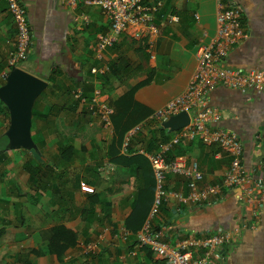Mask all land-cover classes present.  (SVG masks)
<instances>
[{
    "label": "crops",
    "instance_id": "crops-1",
    "mask_svg": "<svg viewBox=\"0 0 264 264\" xmlns=\"http://www.w3.org/2000/svg\"><path fill=\"white\" fill-rule=\"evenodd\" d=\"M220 1L239 8L240 23L247 33L244 41L229 49L224 64L264 71V0ZM21 2L32 36L28 57L21 68L47 83L34 101L36 113L32 114L31 137L35 139L33 125L37 121L40 129L52 132L56 149L37 165L28 161L23 163L25 170L13 168L15 177L8 181L11 189L8 193L15 200L28 193L32 196L39 193V199L47 194V202L41 207L46 210L43 222L35 217L33 229L20 221L19 227L10 230L15 237L10 247L16 264H163L160 256L136 242L137 234L149 220L153 201L155 180L151 165L141 154H122L121 143L128 128L143 122L142 130L132 139L131 151L159 150L161 126L151 118L152 113L186 86L195 67L197 44L214 36L218 0H150L159 3L153 20L155 28L129 25L101 57H97L94 47L98 36L109 30L110 23L99 8L73 9L62 0ZM135 32H140L138 38ZM15 41L13 18L6 1L0 0L2 79L10 70L7 58ZM78 90L84 102L74 98L73 93ZM96 91L112 108L115 118H110L107 128L88 109ZM208 100L220 113L215 126L233 131L243 142L244 171L251 176L260 200L249 201L239 187L223 190L218 200L205 206L169 198L151 219V225L163 226L164 238L171 242L220 230L230 232V242L220 250L221 258L212 259L210 264H264V90L254 95L218 84L209 92ZM65 115H73L76 120L67 122ZM53 116L61 118L65 126L95 125L98 132L83 145L77 137L59 140L50 122ZM118 133L121 141L119 138L117 141ZM170 134L166 135L167 140ZM33 143L42 151L52 141L40 136ZM68 145L73 152L64 162L59 147ZM112 148L125 158L139 155L146 161L135 159L124 165L113 164ZM25 150L29 149L13 151ZM38 152L35 150L33 155L37 157ZM166 157L187 164L195 162L202 175L198 189L219 183L230 162L222 147L205 145L196 139L180 141ZM108 164L114 169L105 174ZM165 188L186 194V180L179 175H166ZM33 202L36 208L26 204L34 210L32 216L40 209L37 204L40 201ZM57 225H63L76 236L75 243L60 258L46 248L49 230ZM2 234L4 231L0 229ZM42 244L45 250L40 251ZM200 255V251L193 253Z\"/></svg>",
    "mask_w": 264,
    "mask_h": 264
},
{
    "label": "built area",
    "instance_id": "built-area-1",
    "mask_svg": "<svg viewBox=\"0 0 264 264\" xmlns=\"http://www.w3.org/2000/svg\"><path fill=\"white\" fill-rule=\"evenodd\" d=\"M5 1L16 29L14 50L7 58L11 70L21 68L22 62L28 57L32 36L27 11L21 0ZM62 1L73 9L79 6L97 7L108 18L110 28L106 33L98 36L94 47L97 57L102 56L105 48L114 45L129 25L140 24L154 29V14L159 4L151 3L150 0ZM215 21L216 30L213 38L207 42L201 41L196 46L195 67L186 86L180 93L156 108L151 117L162 126L163 121L185 111L189 118L188 123L178 130L171 131L170 138L160 145L158 151L151 153L142 149L131 151L132 139L142 130L143 122L131 126L125 132L121 143L122 154L129 155L131 152L141 154L151 165L155 180L153 201L149 210V220L137 234L136 242L160 256L163 264H210L212 259L221 258L220 250L232 237V233L220 230L202 237L177 238L173 242L166 240L163 226L153 228L150 222L157 216L164 201L174 198L180 203L205 206L218 200L223 190L232 187H239L241 193L253 203L260 200L255 194V186L251 184V176L244 171L241 160L243 142L233 131L215 126L220 113L210 106L208 95L218 84L259 95L264 90V71L258 68H231L224 64L229 49L247 37L240 23L239 8L225 5L218 0ZM134 36L138 38L140 32H135ZM10 70L4 75L6 76ZM73 96L81 102L85 101L80 90L74 92ZM88 109L90 113L99 117L106 128L110 125L112 108L99 98V91H96L90 99ZM194 139L205 145H219L230 157L228 171L222 180L216 184L206 185L202 189H198L197 182L202 175L195 162L187 164L166 157L167 152L180 141ZM112 169H114L112 164L106 165L105 174ZM169 174L179 175L186 180V194L180 190L165 188V177ZM195 251H200L201 255L193 256Z\"/></svg>",
    "mask_w": 264,
    "mask_h": 264
},
{
    "label": "rangeland",
    "instance_id": "rangeland-1",
    "mask_svg": "<svg viewBox=\"0 0 264 264\" xmlns=\"http://www.w3.org/2000/svg\"><path fill=\"white\" fill-rule=\"evenodd\" d=\"M3 80L4 79L0 77V86L3 83ZM38 103L39 102H37L35 106H37ZM45 104L47 105V109H48V103ZM3 108H4L3 112H0V199L7 200L9 201V203L0 205V229L4 231V234L0 236V264L1 263L16 264L17 262L16 257H13L14 254H11L13 253L12 250L13 247H10L11 245H13L14 242L13 240L15 239V237L13 236L12 232H10V230L19 227L20 221H22L24 224L28 223L27 224L28 227H31V225H34L36 222V221L34 222L35 217L38 218L40 222H43L44 217L42 214H44L46 210L45 209L42 210L41 207L44 203L47 202V198H46L47 194H45L44 196L42 195V197L39 199L40 197L38 196L39 193H35V195L33 196L32 194L29 195L28 193V195L15 200L14 198L10 197L8 193L9 190L7 189V183L9 180L15 177V175L12 172L13 168L14 170H17L18 168L25 170L24 164L28 163V161H30V165L31 163L33 165L35 164L37 165L39 162L42 161V159L47 157V155L52 156V152L55 148L53 142L55 138L53 137L51 131L40 129L37 125V121H35V124L33 125L34 126L33 135L35 139L33 141H37L38 137L43 136L46 140L52 141V144H48L49 148L43 149L44 151L43 150L41 151L39 146L38 148L35 147V150L37 152L38 150L41 151L40 153L38 152L37 157L33 155V153L29 150L14 152L13 150L8 149L6 147L7 139L5 137V132L9 125V113L4 105ZM52 112H56V110L53 109ZM64 118H65L64 120L67 122H73V120H76V118L73 115H65ZM116 135L118 141L119 135L118 134ZM119 140L121 141V138ZM15 164H17L18 166ZM34 199L40 201V203H37L40 205L39 206L40 209L37 215L32 216L31 212H33L34 210L33 211L30 210V208L26 206V204H30L31 206H35L36 208L37 205H35L36 203L33 202ZM31 228L33 229V226ZM24 233H26V229L23 230V234ZM42 249L45 250V245L43 244L39 245V250L42 251Z\"/></svg>",
    "mask_w": 264,
    "mask_h": 264
},
{
    "label": "water",
    "instance_id": "water-1",
    "mask_svg": "<svg viewBox=\"0 0 264 264\" xmlns=\"http://www.w3.org/2000/svg\"><path fill=\"white\" fill-rule=\"evenodd\" d=\"M46 86L43 79L22 68H14L6 75L0 86V101L9 113V125L5 132L8 149H29L35 152L31 137L32 107ZM188 121L187 113L181 111L163 121L162 127L171 132L182 128Z\"/></svg>",
    "mask_w": 264,
    "mask_h": 264
},
{
    "label": "trees",
    "instance_id": "trees-1",
    "mask_svg": "<svg viewBox=\"0 0 264 264\" xmlns=\"http://www.w3.org/2000/svg\"><path fill=\"white\" fill-rule=\"evenodd\" d=\"M5 79L3 80L4 83ZM0 104L2 102L0 101ZM35 104V103H34ZM34 104L32 107V114L36 113L34 110ZM6 108V107H5ZM4 108L3 105L0 107V112H3ZM38 114V113H37ZM42 116L43 119L44 117H47V115H39ZM44 116V117H43ZM118 119H120V116H117ZM114 116L111 115V120H114ZM51 124L53 125V133L57 136L59 140H64L67 138L71 137H77L80 139L81 144L83 145L86 141L89 139L93 138L95 134L98 132V127L92 124H83L82 126L74 127V126H65L63 120L57 116H53V118L50 120ZM118 122V120H117ZM129 129V128H128ZM127 129V130H128ZM126 130V131H127ZM159 132L161 134L162 140L160 141L161 143L167 141V134L170 132L168 129L163 128L162 126L159 128ZM119 136H121L120 133H118ZM120 139V138H119ZM114 150L113 156H112V162L113 164L116 165H124L127 164L129 161H135V159H141L145 160L146 159L142 156H130L128 158H125L123 155H118L117 149ZM59 152L62 155V160L64 162H67L69 160V157L71 153L73 152V148L71 146L67 147H59ZM10 182V181H9ZM12 187H14L11 184ZM8 190L10 193V183H8ZM16 193H11V195H15ZM18 195H20V192H17ZM16 194V195H17ZM94 197V196H93ZM95 198H90V200H94ZM1 204H8V201H5L3 199H0V205ZM48 242L46 244L47 252L56 254L58 258H60L63 254V252L71 245L75 243V233L69 229H66L63 225H57L52 227L49 230L48 233ZM4 264V263H1Z\"/></svg>",
    "mask_w": 264,
    "mask_h": 264
},
{
    "label": "clouds",
    "instance_id": "clouds-1",
    "mask_svg": "<svg viewBox=\"0 0 264 264\" xmlns=\"http://www.w3.org/2000/svg\"><path fill=\"white\" fill-rule=\"evenodd\" d=\"M12 70V69H11ZM9 73V72H8Z\"/></svg>",
    "mask_w": 264,
    "mask_h": 264
}]
</instances>
